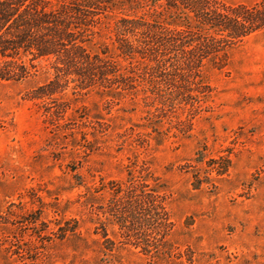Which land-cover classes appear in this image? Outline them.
I'll return each instance as SVG.
<instances>
[{
	"label": "rangeland",
	"instance_id": "rangeland-1",
	"mask_svg": "<svg viewBox=\"0 0 264 264\" xmlns=\"http://www.w3.org/2000/svg\"><path fill=\"white\" fill-rule=\"evenodd\" d=\"M35 64L0 79V264H264V32L163 106L33 99Z\"/></svg>",
	"mask_w": 264,
	"mask_h": 264
},
{
	"label": "trees",
	"instance_id": "trees-1",
	"mask_svg": "<svg viewBox=\"0 0 264 264\" xmlns=\"http://www.w3.org/2000/svg\"><path fill=\"white\" fill-rule=\"evenodd\" d=\"M259 32L264 0H0V79H23L43 60L53 76L33 99L73 85L83 96L150 93L163 106L204 89L203 64Z\"/></svg>",
	"mask_w": 264,
	"mask_h": 264
}]
</instances>
